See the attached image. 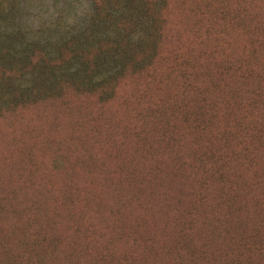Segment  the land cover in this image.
Listing matches in <instances>:
<instances>
[{"label":"rangeland","instance_id":"obj_1","mask_svg":"<svg viewBox=\"0 0 264 264\" xmlns=\"http://www.w3.org/2000/svg\"><path fill=\"white\" fill-rule=\"evenodd\" d=\"M101 1L0 0V113L140 61L154 21L137 2ZM177 2L151 79L127 74L105 103L68 92L0 116V264L52 220L97 245V264H136L148 250L164 264H264L249 259L264 219V0ZM125 3L133 19L118 17Z\"/></svg>","mask_w":264,"mask_h":264},{"label":"trees","instance_id":"obj_2","mask_svg":"<svg viewBox=\"0 0 264 264\" xmlns=\"http://www.w3.org/2000/svg\"><path fill=\"white\" fill-rule=\"evenodd\" d=\"M128 1V0H127ZM137 2L139 6L143 9L145 14L147 15L148 19H152L154 21V26L152 27L151 21L147 20V24L149 26V33L147 35V39L150 36V28L153 29L152 35L150 39H148V48L142 49L140 47V51L134 52V55H139L138 59L140 61H133V58L129 63L132 65V68H127L126 66L129 64L127 63L124 68L118 67L117 69H111L104 73L102 77H98L93 84L90 85L89 88L82 87L75 85L73 83L67 82H58L57 84H53L51 87H47L44 90V93L40 96H36L33 99H20L16 100L10 105H8V110L1 111L0 116L7 112H13L14 110H18L24 108L26 105L28 106H39L43 104V102L50 100V99H58L63 101L66 94L68 92L75 93L77 95H92L98 96L100 103H105L113 99L114 93L116 94L119 84L129 79L128 76L132 77L134 75L142 76L145 79H151L152 76L159 70L157 65L160 62L165 60V56L169 53L166 51L167 47V31H169V23H167L166 17H168L169 13H175L176 7L173 6L175 0H131ZM94 4L101 6V0H93ZM155 3H165V7H161L160 9L155 5ZM179 5L186 6V11L189 10V7L192 6L190 0H179L177 2ZM95 5V6H96ZM129 6V8H128ZM128 8V9H127ZM195 8V6H193ZM196 9V8H195ZM134 10V7L130 4H126L123 8L118 10V17L120 19L127 20V18H132L133 15L131 14ZM200 10V9H199ZM201 11V10H200ZM200 11L191 10V12L199 13ZM200 14V13H199ZM140 15V14H139ZM141 16V15H140ZM178 16V15H177ZM174 16V19L177 18ZM118 18V23L116 25L117 31H119L121 25L125 26L124 22H122ZM142 18V16H141ZM133 19V18H132ZM175 20H172L174 22ZM174 26V23H172ZM139 37V36H138ZM140 39V38H139ZM138 39V40H139ZM137 40V41H138ZM177 39H175L176 42ZM138 43V42H137ZM139 44V43H138ZM61 62V60H60ZM59 62V63H60ZM234 68L238 69L239 67L236 64H230L229 69ZM127 74H130L127 76ZM56 82V81H55ZM54 82V83H55ZM33 103V104H32ZM200 131L202 132H210L209 130L203 128ZM225 140V139H224ZM231 152L229 148L228 153ZM206 154H202L199 157V161H205ZM176 158L173 159L175 161ZM180 160V158H179ZM158 164V163H157ZM180 171V172H179ZM177 175H175V187H178L177 192L186 193L187 189L190 190L189 182L185 181L184 176L182 175L181 170L177 169ZM201 174L199 175L201 178L207 176L209 178L210 170L201 169L199 170ZM264 182V175H261ZM196 179V178H195ZM178 183H177V182ZM179 184V185H178ZM244 219H248V216ZM29 224H34L36 222V217H32L29 220ZM244 222H246L244 220ZM46 224H38V229H49L50 232H42L40 235L33 234L29 235V237L24 242L23 239L27 237L25 234L18 239L14 243L13 248L16 250V256L11 262L12 264H97L100 263L101 257H98L94 254V250L96 249L97 245L90 243L87 238H78L79 231H74L73 234L69 233H62L64 231L62 225L59 227L56 226L54 220L51 222L46 221ZM264 219L257 221V227L252 228L254 232L249 234L250 239L255 238L260 241V247L257 250H254L251 246L249 251L251 252V256L249 257L250 260H253L256 256L264 255ZM65 235V236H64ZM51 237L48 239V237ZM59 237L60 243L58 242ZM5 235L3 231H0V239L3 241ZM121 250L122 247H117ZM151 250H155L154 247H149ZM81 250L87 251L88 258L84 257L82 260H79L78 255L81 254ZM185 254H192L185 249H180ZM147 251V250H146ZM157 254L152 255L150 250H148L143 256L141 255L136 264H164L163 261H159V253L158 250L156 251ZM63 255V258L59 256ZM78 256V258H77ZM240 258V255L238 256ZM196 264H206V262H198ZM252 264H254L252 262Z\"/></svg>","mask_w":264,"mask_h":264}]
</instances>
